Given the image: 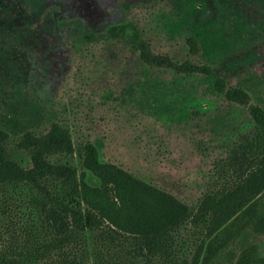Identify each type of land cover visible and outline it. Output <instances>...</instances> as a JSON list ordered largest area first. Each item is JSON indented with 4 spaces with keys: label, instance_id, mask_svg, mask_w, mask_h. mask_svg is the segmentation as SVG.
<instances>
[{
    "label": "rangeland",
    "instance_id": "obj_1",
    "mask_svg": "<svg viewBox=\"0 0 264 264\" xmlns=\"http://www.w3.org/2000/svg\"><path fill=\"white\" fill-rule=\"evenodd\" d=\"M128 21L155 50L213 66L264 108V0H0V112L13 137L64 123L101 160L194 206L256 125L243 107L205 94L198 76L145 64L127 37L82 43L86 26ZM245 253L264 264V232L239 219L209 264H238Z\"/></svg>",
    "mask_w": 264,
    "mask_h": 264
},
{
    "label": "trees",
    "instance_id": "obj_2",
    "mask_svg": "<svg viewBox=\"0 0 264 264\" xmlns=\"http://www.w3.org/2000/svg\"><path fill=\"white\" fill-rule=\"evenodd\" d=\"M82 37L85 45L127 37L145 64L198 76L205 94L246 109L256 130L239 135L192 206L101 160L64 123L13 137L0 112V264H209L239 219L264 232V108L213 66L155 50L138 22L86 26ZM188 45L196 56V39ZM252 262L247 253L238 259Z\"/></svg>",
    "mask_w": 264,
    "mask_h": 264
}]
</instances>
